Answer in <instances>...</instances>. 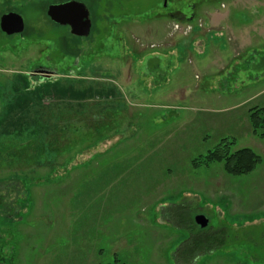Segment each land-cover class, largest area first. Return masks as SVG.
I'll return each instance as SVG.
<instances>
[{"label":"rangeland","instance_id":"rangeland-1","mask_svg":"<svg viewBox=\"0 0 264 264\" xmlns=\"http://www.w3.org/2000/svg\"><path fill=\"white\" fill-rule=\"evenodd\" d=\"M49 1H3L28 32H0V264H177L179 207L235 233L193 264H264V140L243 129L264 101V0H83L92 27L78 40L44 17ZM37 64L69 94L31 83ZM40 101L66 148L42 165L40 136L15 121ZM86 105L118 108L120 128L91 140ZM222 139L260 156L253 171L192 167Z\"/></svg>","mask_w":264,"mask_h":264},{"label":"trees","instance_id":"trees-1","mask_svg":"<svg viewBox=\"0 0 264 264\" xmlns=\"http://www.w3.org/2000/svg\"><path fill=\"white\" fill-rule=\"evenodd\" d=\"M39 86H41L40 88H42L44 92L56 91V94H59L66 91L67 95L69 94V90L72 88L71 84H69V86H62L59 82L55 83L54 80L46 81ZM36 87L37 85L32 87V89H34V93L37 91V89H35ZM89 88L92 89L91 86H89ZM63 89L65 91H63ZM84 90L87 92L85 96H89L90 90L88 88H84ZM20 97L23 96L17 95L13 100V104L16 105L14 107H17L18 109L21 107L20 103H18V99ZM8 106L13 107L11 104ZM39 106L42 107L41 112L43 114L40 112L38 116H32V120H30L31 117H29V121L20 116V118H16L15 121H18L19 123L20 119H24V122L20 124L27 125V127H24L26 128V131H29L30 133H37V135L40 136L41 140L34 147L37 148L38 151L37 163L42 165L44 162H48L51 158L56 157V154L65 152L66 148L63 146L64 143L61 141L59 142V131L60 129L62 130V127L59 124L61 114L54 113L52 106L43 110L44 106L41 101ZM90 108L92 109V105H86L85 109L88 110L89 113L85 110L84 113L87 115L88 126H91L95 131V136H92L91 140L98 141L104 138L107 133L103 131V127H105L106 132H111L110 130L115 132L120 128L121 115L118 112V108L112 109L114 111L110 114H108L107 110L104 111V113L100 112L102 113L101 115L99 113L100 110L93 111ZM22 111L25 113L26 109H23ZM69 113L72 114L73 112L69 111ZM110 115L118 117V121L115 124L111 123L112 125H110ZM248 120L252 134L256 137L264 139V107L255 106L249 108ZM49 130L51 131V139L47 140ZM74 131L77 132V128H74ZM233 143L234 141L222 139L214 146L213 149L207 151L206 154L192 159L190 162L192 167L197 168L218 162L222 164L223 170L229 175H241L243 173L251 172L260 162V156L248 148L232 150ZM14 161L17 162L14 159L10 162ZM2 198L3 197L0 196V206L2 205ZM178 209L180 229L182 228L186 230L187 235L180 241L179 246L175 251L174 258L177 264H193L197 257L213 253L214 251L226 246L229 241L234 239L235 233L232 229L228 227H220L212 230L207 228V226L205 228H200L194 222V219L186 217V215L182 213L184 211L182 208L179 207Z\"/></svg>","mask_w":264,"mask_h":264},{"label":"water","instance_id":"water-1","mask_svg":"<svg viewBox=\"0 0 264 264\" xmlns=\"http://www.w3.org/2000/svg\"><path fill=\"white\" fill-rule=\"evenodd\" d=\"M47 15L55 23L68 25L72 34L87 37L91 30V20L86 5L82 2H66L48 7ZM0 27L6 34L21 33L23 31L22 17L16 13H7L2 16ZM194 222L200 227L208 225V219L202 214L194 217Z\"/></svg>","mask_w":264,"mask_h":264},{"label":"flooded vegetation","instance_id":"flooded-vegetation-1","mask_svg":"<svg viewBox=\"0 0 264 264\" xmlns=\"http://www.w3.org/2000/svg\"><path fill=\"white\" fill-rule=\"evenodd\" d=\"M4 0H0V3L3 5L2 7H0V21H1V18L2 16H4V14H7V13H16L19 15V12L16 11L14 8L15 7H12L13 5H5L3 3ZM73 1H76V2H82V3H85L86 5V8L89 12V15H90V9H89V5L84 2L83 0H57V1H49V3L44 6H42V12L44 13V17L51 23H53L54 25L58 26V27H62V28H66V30H68L69 34L75 38V39H80V38H83V37H80V36H76L74 34L71 33L70 31V27L68 25H60L58 23H55L53 20L50 19V17L47 15V11H48V7L50 5H54V4H62V3H66V2H73ZM20 16L22 17V20H23V31L21 33H14V34H18L19 36L21 37H24V35L28 32V29H25L26 28V25H25V22H24V18H23V15L20 13ZM91 27H92V22H91ZM0 32L1 33H4L6 34L5 32L2 31L1 27H0ZM8 35V34H6ZM12 35V34H10ZM28 77H30L31 79V83H35L36 84H42L46 81H53L55 80L56 78V74H55V69L53 70V68L49 67V66H45L43 64H37L33 67V69L30 70L29 73H27Z\"/></svg>","mask_w":264,"mask_h":264},{"label":"crops","instance_id":"crops-1","mask_svg":"<svg viewBox=\"0 0 264 264\" xmlns=\"http://www.w3.org/2000/svg\"><path fill=\"white\" fill-rule=\"evenodd\" d=\"M261 93H264V88L259 92H257L255 95H258V94H261ZM254 96V95H253ZM257 107H264V101L261 103V104H259ZM248 108V107H247ZM247 111H246V114H245V123H243V125H244V130H245V128H246V130H247V132H248V134L249 133H251L252 134V132H251V127H250V124H249V120H248V110L249 109H246ZM253 135V134H252ZM254 137H256L255 135H253ZM256 139H259L260 141H263L264 139H261V138H259V137H256ZM253 171V170H252ZM264 186V185H263ZM255 209V208H254Z\"/></svg>","mask_w":264,"mask_h":264}]
</instances>
